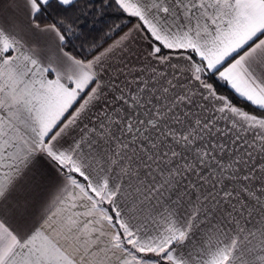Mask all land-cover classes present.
Masks as SVG:
<instances>
[{
  "label": "snow or ice",
  "instance_id": "obj_1",
  "mask_svg": "<svg viewBox=\"0 0 264 264\" xmlns=\"http://www.w3.org/2000/svg\"><path fill=\"white\" fill-rule=\"evenodd\" d=\"M0 264H264V0H0Z\"/></svg>",
  "mask_w": 264,
  "mask_h": 264
}]
</instances>
